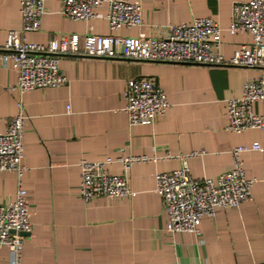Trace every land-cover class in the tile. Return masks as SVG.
<instances>
[{
	"label": "crops",
	"instance_id": "1",
	"mask_svg": "<svg viewBox=\"0 0 264 264\" xmlns=\"http://www.w3.org/2000/svg\"><path fill=\"white\" fill-rule=\"evenodd\" d=\"M140 3L143 24L111 31L103 17L73 20L60 13L58 0H44L39 30L27 40L46 43L55 35L114 34L163 38L168 26L211 17L221 27L220 52L229 58L250 42L245 31L230 33L231 7L248 0H127ZM21 26L20 0H0V44L9 29ZM0 50V133L21 102L24 152L21 177L26 189L30 232L25 235L20 264H264V150L240 155L249 178H256L251 198L237 207L219 208L203 216L200 235L166 230L167 215L155 191V175L181 166L186 159L193 178H216L232 167L231 150L264 143V128L233 133L226 129V101L241 96L246 80L261 77L264 68L208 66L125 58L103 59L63 55L59 65L68 82L58 87L20 93L13 86L19 69L4 62ZM149 78L168 99L165 114L150 124L130 125L123 90L134 78ZM264 116V104L254 105ZM134 155L127 172L132 194L97 197L79 195L82 159L104 160ZM121 174L117 161L108 165ZM16 175L0 170V204L15 198ZM10 252L0 248V264Z\"/></svg>",
	"mask_w": 264,
	"mask_h": 264
},
{
	"label": "built area",
	"instance_id": "2",
	"mask_svg": "<svg viewBox=\"0 0 264 264\" xmlns=\"http://www.w3.org/2000/svg\"><path fill=\"white\" fill-rule=\"evenodd\" d=\"M60 13L73 20L101 17L97 9L103 5V16L111 31L121 27L141 26L140 3L127 0H58ZM21 26L9 29L6 40L0 44L2 60L16 64L19 74L13 86L20 93L47 87H58L68 82L60 70V57L71 54L103 59L125 58L169 63H191L208 66H235L264 68V0L234 2L231 7L228 30L245 31L250 42L242 44L226 58L220 52V25L211 17H196L190 23L168 26L163 38L146 36H120L114 34L55 35L46 43L27 40L26 34L39 30L44 14V0H20ZM124 111L130 125L150 124L165 114L169 102L164 90L151 79H129L123 90ZM264 104V79L246 80L242 94L226 101V129L242 133L249 129H263L264 116L256 113L254 105ZM18 111L0 133V170L16 175L15 198L0 204V248L10 252L9 264H20L25 233L31 230L28 218L26 189L21 177L24 172V121L26 114L21 102ZM249 150H264V143L242 144L231 150L232 167L216 178H193L186 159L197 156L192 152L182 158L181 166L155 175V191L162 199L167 215L166 230L171 233L192 232L200 235L198 226L203 216H214L219 208H232L251 198V187L256 178H249L241 164L240 155ZM154 160L146 155H128L116 160L79 161V195L84 202L93 198H122L132 194L127 172L138 161ZM117 161L123 172L112 174L108 165Z\"/></svg>",
	"mask_w": 264,
	"mask_h": 264
},
{
	"label": "water",
	"instance_id": "3",
	"mask_svg": "<svg viewBox=\"0 0 264 264\" xmlns=\"http://www.w3.org/2000/svg\"><path fill=\"white\" fill-rule=\"evenodd\" d=\"M28 233H25V235H27ZM261 264H263V263H261Z\"/></svg>",
	"mask_w": 264,
	"mask_h": 264
}]
</instances>
